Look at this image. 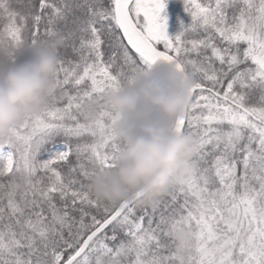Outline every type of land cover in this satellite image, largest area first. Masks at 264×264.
I'll return each mask as SVG.
<instances>
[{"label":"snow or ice","instance_id":"obj_1","mask_svg":"<svg viewBox=\"0 0 264 264\" xmlns=\"http://www.w3.org/2000/svg\"><path fill=\"white\" fill-rule=\"evenodd\" d=\"M166 3L0 0V68L58 57L42 108L0 137V264H264V0H182L174 37ZM163 66L192 81L170 124L189 171L107 205L90 185L124 145L103 101Z\"/></svg>","mask_w":264,"mask_h":264},{"label":"clouds","instance_id":"obj_2","mask_svg":"<svg viewBox=\"0 0 264 264\" xmlns=\"http://www.w3.org/2000/svg\"><path fill=\"white\" fill-rule=\"evenodd\" d=\"M57 58L55 44L49 43L0 68V137L42 108ZM161 73L137 80L133 87L109 94L103 101L118 117L111 131L124 145L114 167L105 169L90 185L93 198L107 205L128 202L138 193L146 199L163 195L170 177L189 171L182 164L193 155L192 141L171 132L170 124L185 108L192 81L171 66H163ZM85 112L91 117L95 105L87 106ZM174 239L181 246L187 237L178 232Z\"/></svg>","mask_w":264,"mask_h":264},{"label":"trees","instance_id":"obj_3","mask_svg":"<svg viewBox=\"0 0 264 264\" xmlns=\"http://www.w3.org/2000/svg\"><path fill=\"white\" fill-rule=\"evenodd\" d=\"M162 15L167 18L166 32L169 37H174L178 34L181 30V25H186L190 21V17L183 10L182 0H167L165 12ZM150 77L152 76L141 79Z\"/></svg>","mask_w":264,"mask_h":264}]
</instances>
